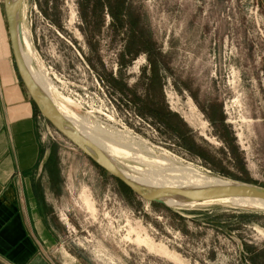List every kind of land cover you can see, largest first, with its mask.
<instances>
[{"label": "rangeland", "instance_id": "374dc122", "mask_svg": "<svg viewBox=\"0 0 264 264\" xmlns=\"http://www.w3.org/2000/svg\"><path fill=\"white\" fill-rule=\"evenodd\" d=\"M23 6L31 66L83 127L132 138L131 154L173 165L168 181L192 167L264 189V0ZM46 127L58 158L55 264H264L263 210L143 201Z\"/></svg>", "mask_w": 264, "mask_h": 264}, {"label": "crops", "instance_id": "0c3cea01", "mask_svg": "<svg viewBox=\"0 0 264 264\" xmlns=\"http://www.w3.org/2000/svg\"><path fill=\"white\" fill-rule=\"evenodd\" d=\"M52 139L16 71L0 0V260L5 264H55L60 238Z\"/></svg>", "mask_w": 264, "mask_h": 264}, {"label": "bare ground", "instance_id": "6f19581e", "mask_svg": "<svg viewBox=\"0 0 264 264\" xmlns=\"http://www.w3.org/2000/svg\"><path fill=\"white\" fill-rule=\"evenodd\" d=\"M10 1H13V0H10ZM22 16H23V8L21 12V17ZM20 50H21V55L24 60V63L33 81L35 82L37 87L51 100V102L54 104L58 112L62 114L66 123L70 125L71 127H73L74 129H76L84 138H86L88 141H90L92 144L98 147L110 159V161L120 171V173L132 183L136 184L137 186L143 189H150V190L160 189V188H176V189H184V190H192V191H199V190H204V189H208V188H212L216 186L230 184L227 181L223 180L222 178L220 179L218 177L205 175L201 173L202 171L199 172L198 170L193 169L192 167L184 168L183 166H181L183 167L182 169L177 170L178 173L174 174L176 176L175 178L177 179V181L175 180L173 181L172 179L174 178H171V181L166 180L167 178L165 179V175L167 172H172V171L176 172V169L172 170L173 165L171 166V169H170V168H167L169 164L166 167L165 164L162 161L157 160V158H153V157L146 158V156H142L140 154H137L136 152L135 154H131L128 150L131 148H128L127 146L133 145L134 141L132 138H129L127 136L117 135V134L116 135L112 134L113 136L110 135L111 137L103 138L102 136L104 134L100 136L97 134L98 130H91V129H87L83 127L77 115H75L67 107H65L64 106L65 104L62 105L56 101L55 99L56 97L54 98L52 95V86L50 82L46 79L47 77L45 78L40 73L39 70L34 72V69L31 66V61L32 59H34L33 58L34 53L32 52V48H31L30 41L27 36V32L23 28L22 23L20 24ZM107 135L105 134L104 136H107ZM134 140L135 141L137 140L138 142V139H134ZM148 156H151V155H148ZM161 158L163 157L161 156ZM130 160L133 162H137V163L139 162L140 164H143V167L145 166L144 167L145 169H141L138 166L129 165ZM173 162H175V160ZM82 198H83L82 201L86 207V210L94 213V207L92 203L90 202L91 200L88 199L89 197L82 194ZM221 203H225L230 206L238 207V208H251V209H257V210L264 211V202L258 201V200H252V199H226V200H220L216 202H204L200 204L189 202V201H183L182 199L178 197H167L163 199V204L165 206H170V207H187V208L195 207L196 208L197 206H210V205H217Z\"/></svg>", "mask_w": 264, "mask_h": 264}, {"label": "water", "instance_id": "95a60500", "mask_svg": "<svg viewBox=\"0 0 264 264\" xmlns=\"http://www.w3.org/2000/svg\"><path fill=\"white\" fill-rule=\"evenodd\" d=\"M24 0H3L12 56L18 76L40 115L61 136L79 149L93 163L113 178L120 181L133 194L149 203L163 204L167 197H178L194 203L216 202L226 199H252L264 202V189L251 185L230 183L204 190L192 191L176 188L143 189L124 177L110 159L76 129L66 123L51 100L33 81L21 55L20 24ZM0 264H5L0 260Z\"/></svg>", "mask_w": 264, "mask_h": 264}, {"label": "trees", "instance_id": "16d2710c", "mask_svg": "<svg viewBox=\"0 0 264 264\" xmlns=\"http://www.w3.org/2000/svg\"><path fill=\"white\" fill-rule=\"evenodd\" d=\"M97 5L102 6L99 2H97ZM114 18H117L116 15L112 14ZM120 182V181H119ZM121 183V182H120ZM122 184V183H121ZM126 187V186H125ZM127 188V187H126Z\"/></svg>", "mask_w": 264, "mask_h": 264}, {"label": "built area", "instance_id": "2783aa9c", "mask_svg": "<svg viewBox=\"0 0 264 264\" xmlns=\"http://www.w3.org/2000/svg\"><path fill=\"white\" fill-rule=\"evenodd\" d=\"M44 119V118H43ZM45 120V119H44ZM46 121V120H45Z\"/></svg>", "mask_w": 264, "mask_h": 264}]
</instances>
